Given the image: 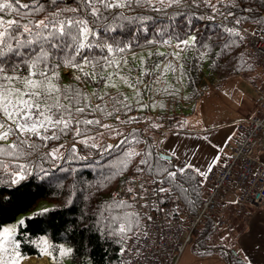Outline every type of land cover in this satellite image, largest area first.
I'll use <instances>...</instances> for the list:
<instances>
[{"label":"trees","instance_id":"1","mask_svg":"<svg viewBox=\"0 0 264 264\" xmlns=\"http://www.w3.org/2000/svg\"><path fill=\"white\" fill-rule=\"evenodd\" d=\"M23 2L28 3L29 0ZM66 3L68 7L63 3L59 7L37 3L33 5L38 8L35 12L20 9L21 15L18 16L16 12L6 10L0 15L4 19L32 24L53 18L54 12H60L62 19L84 17L82 3H74L73 0H66ZM97 6L100 15L108 20L92 17L88 9V18L97 19L96 38L107 43H112L115 38L125 45V51L111 54V63L102 61L94 67L85 65L83 72L66 62L50 60L55 68V77L52 78L51 72L49 77L59 91H53L47 103H42L41 107L47 110L48 105H54L59 98L60 104L72 111L69 127L63 130V125L50 127L49 132L42 135L51 136L54 132L57 138L45 141L27 133L21 136L15 131L16 125L0 114V123L5 125L0 128V135L9 127L12 129L7 138L0 139V233L6 225L23 217L24 223L19 224L14 237L19 243L17 251L22 256L21 260L47 256L50 264H65L63 260L66 257L67 264H120V249L138 227L132 222L131 232L127 235L120 233L121 225L127 228L130 222L126 214L135 211L132 207H117L119 201L111 197L112 191L128 182L131 172L141 165L142 159H148L158 175L166 168L175 170L174 162L157 159V145L152 137L144 135L145 127L142 125L147 115L154 117V123L161 124L184 110L178 102L180 94L175 87L176 65L169 60L168 47L177 46L180 40L195 37V42L183 46L179 57V76L183 77L188 89L187 98L193 99L192 95L205 79L224 81L241 72L247 73L252 68L246 64L245 39H240L243 36L230 34L228 29L234 28L218 24L205 11L221 15L229 24L239 18L240 23L264 25V0H227L215 6L209 5L207 0H180L178 5L172 6H169L168 0L163 3L152 0L151 5L138 6L133 0L131 7L127 4L122 8ZM71 8L78 10L73 12ZM25 13L27 17L22 19ZM113 16L121 18L112 20ZM104 25L109 29L107 32ZM159 49L165 52L160 53ZM143 50L153 51L141 66L133 67V71L123 72L116 64L127 55ZM76 59L79 61V57ZM165 69L173 74V79H165L168 72ZM113 70L120 75L115 74L120 82L134 85L132 95H127L124 90L102 92ZM158 78L160 87H156ZM13 87L25 90L23 80L14 81ZM153 92L159 96L158 100L152 96ZM76 108L85 110L78 113ZM65 116L67 119L66 113ZM132 117L136 119L125 123ZM87 120L99 123L87 124ZM77 121L80 123L77 124ZM107 124L124 127L125 130L115 138L121 141L127 138L126 144L119 143V147L109 152L104 151L107 148L106 139L101 142H96L97 136L94 137L95 142L88 139L106 128L103 125ZM77 128L80 135L76 134ZM18 138L25 143L13 149L11 146L18 143ZM93 144L96 146L92 147ZM56 149L59 151L53 158L50 153ZM128 153L133 155L129 156ZM17 165H24L25 171L19 172ZM109 176L111 178H107ZM13 180L16 182L13 183ZM169 184L181 193L192 210L202 202L205 191L194 170L187 168L175 180L170 178ZM177 184L180 187H176ZM181 188L188 191L183 192ZM216 230L215 222L208 220L194 240L198 254L221 251L218 245L209 244ZM44 237L49 243L48 254L44 253L47 243ZM66 247L71 249L69 256ZM235 264L247 263L235 260Z\"/></svg>","mask_w":264,"mask_h":264},{"label":"snow or ice","instance_id":"2","mask_svg":"<svg viewBox=\"0 0 264 264\" xmlns=\"http://www.w3.org/2000/svg\"><path fill=\"white\" fill-rule=\"evenodd\" d=\"M74 3H82L84 5V17H71L68 19H62L60 12H54L53 18L47 21L41 20L32 24L21 23L16 19H4L3 15H0V114L11 122V124L16 125L15 131L20 133L21 136L27 134L36 135L38 138L45 141L57 138L55 133L51 136L42 135V133H47L51 128H57L63 125V129L69 127L72 111L70 108H66L60 104L59 98L56 99L54 105H48L47 110L41 107L42 103H47L48 98L52 95L53 91H59L56 89L55 85L52 84L49 73H52V78L55 77V68L50 63V60H60L66 62L73 67L80 69L83 72V67L85 65L100 64L102 61H107L111 63L109 57L113 53H120L125 51V45L117 41L115 38L112 39V43H107L103 39H97V33L95 31L97 25V19L107 21V17L100 15V8L97 4L103 5L104 8H122L127 4L131 7L133 0H116V2H111V0H73ZM161 3L164 0H160ZM242 2H247V0H242ZM255 2V0H254ZM52 4L54 7H59L60 4L67 3L66 0H29L28 3H24L23 0H11V2H0V13H5L6 10L10 12H16L18 16L21 15L20 9H29L32 12L38 10L34 8V4ZM138 6H143L144 4H152V0H135ZM180 0H168L169 6L173 4L178 5ZM14 5L16 7H14ZM90 8V15L92 17H97V19L88 18V9ZM78 8H71V11L75 12ZM231 15V13H229ZM27 17L25 13L23 18ZM121 16H113L112 20H118ZM127 19V17H123ZM143 19V18H141ZM237 24L240 23L239 18L235 21ZM259 22V18H257ZM91 25V27H90ZM109 29L107 25H104V31L107 32ZM230 34L234 36H240V33L235 29H228ZM256 35H264V32L257 31ZM93 37L88 39V37ZM241 41L244 37H240ZM193 42H195V37H192ZM188 40H180L177 44L178 48L182 46H187ZM93 49H98V52H94ZM106 49V52H105ZM79 57V61H77ZM42 66V67H41ZM58 67V65H56ZM21 69L24 71L22 72ZM86 76L88 73H84ZM35 77V79H34ZM80 79V77H76ZM23 80L25 84V90H20L13 87V82ZM47 93V95H43ZM99 107V106H98ZM55 109V111H53ZM63 109V112L61 111ZM84 108H76L75 111L78 113H83ZM130 110V109H129ZM67 114V119L65 116ZM135 117L130 118L129 121L125 123H131L135 120ZM80 121H77L79 124ZM87 124L99 123V121L87 120ZM5 125L0 123V128H4ZM103 127H108L103 125ZM12 129L9 127L6 131L0 135V139H5L8 137ZM77 135H80V130L77 128ZM30 138V137H29ZM25 143L23 140H19L16 145H12L13 149L19 147L20 144ZM127 138L122 140L120 144H126ZM96 145L93 144L92 147ZM120 145H109L105 152L111 151L114 147H119ZM56 149L50 155L55 158ZM73 151H76L73 148ZM169 151H172L170 148ZM138 155V153H136ZM129 156L133 153H128ZM148 155V154H146ZM157 159H167V157H157ZM141 166L135 169L136 173H143L146 171L144 166H147V171L152 173L150 179L153 187H147V181L140 180L137 187L135 181L139 179L137 175H134L128 183L132 184L131 187L127 188L128 199L139 203L141 199L145 200L144 204L140 205L141 209L148 208L152 210L153 204L156 206L157 211H163L164 203L170 199V197H161L159 194L164 192H170L171 185L169 187H164L163 185L168 184L170 178L175 180L178 174H182L189 167L195 168L194 165L180 164L174 166L175 170L163 169L159 175L154 171L153 165L150 164L148 159L141 160ZM19 172L25 171L24 165L16 166ZM201 176L205 179L208 177V173L212 171L211 166L208 167L207 172L196 169ZM114 174V173H113ZM111 178V176L107 177ZM16 181L13 180V183ZM176 187H180L179 184ZM181 191L187 192L188 189L181 188ZM148 193H154L157 197L155 200L152 197L147 196ZM117 207H131L130 204H126L123 196L121 200L117 202ZM175 210L178 213L180 210V205L176 204ZM172 212L169 210V215ZM126 219H129V225L127 228L121 225L119 228L120 233L127 235L128 232L132 231V222H134L138 228L141 229L140 235L147 237L149 236L148 229L153 225V217L148 213H144L140 216L138 212L126 214ZM143 220L145 223L141 225L140 221ZM23 225L24 221L20 222ZM3 239H0V253H2V258H0V264H20L22 256L17 249L19 248V243L11 236L9 229L5 228L3 230ZM135 235V233H134ZM139 239V236L137 237ZM146 246V245H144ZM70 251V250H69ZM195 251V249H194Z\"/></svg>","mask_w":264,"mask_h":264},{"label":"built area","instance_id":"3","mask_svg":"<svg viewBox=\"0 0 264 264\" xmlns=\"http://www.w3.org/2000/svg\"><path fill=\"white\" fill-rule=\"evenodd\" d=\"M205 13L228 25L224 18L210 12ZM231 25L245 37L251 57L264 63V35L255 34L257 31L264 32V26L237 23ZM256 92L259 113L237 122L236 134L227 146L229 154L222 166L213 167L208 173L209 187L195 210L187 205L181 193L173 186L170 192L159 194L161 197H170L162 206L163 211H157L155 204L151 211L148 208L141 209L140 205L145 203L144 199L139 203L129 200L127 188L132 184L128 182L112 192L114 200L120 201L123 196L124 201L132 206L135 213L138 212L140 216L148 213L154 221L148 229L149 236L140 235L141 229L137 228L135 235L133 233L128 237L119 252L120 264H178L186 248L208 220H213L216 227L222 230V234H227V213L230 208L233 209L235 217H240L248 210L264 207V164L259 158V153L264 150V87L257 88ZM169 123L168 120L167 124ZM134 175L139 177L135 181L137 187L140 180L147 181V187H153L150 179L152 173L147 171V168L143 173H136L134 170L128 181ZM147 196L153 200L157 198L154 193H148ZM176 204L180 205L178 213L174 207ZM140 223L143 225L145 221L141 220Z\"/></svg>","mask_w":264,"mask_h":264},{"label":"crops","instance_id":"4","mask_svg":"<svg viewBox=\"0 0 264 264\" xmlns=\"http://www.w3.org/2000/svg\"><path fill=\"white\" fill-rule=\"evenodd\" d=\"M226 80L220 83L219 89L213 91V95H222L221 91L227 88ZM236 92L238 100L233 103L238 107L229 116L226 115V118L220 113L211 119H206L203 115L197 116L202 105L194 108L201 97L196 99L190 113H182L180 123L163 137L158 146L160 152L172 156L175 166L182 163L194 165L195 168H189L199 175L204 191L208 187L207 179L196 169L207 172L209 166L211 168L222 166L229 154L227 146L236 134V122L248 115L259 113L258 103L254 104L241 89H236ZM225 111L226 108L223 112ZM190 114L193 115L189 116ZM170 148L172 151H169ZM259 158L264 164V150L259 153ZM229 217L231 229L225 237L220 235L221 238H227L225 244L218 245L221 251L200 255L193 247L192 251H185L178 264H235V260L247 264H264V207L251 209L242 217H232L231 213Z\"/></svg>","mask_w":264,"mask_h":264},{"label":"rangeland","instance_id":"5","mask_svg":"<svg viewBox=\"0 0 264 264\" xmlns=\"http://www.w3.org/2000/svg\"><path fill=\"white\" fill-rule=\"evenodd\" d=\"M226 1L227 0H207L209 5L211 6L223 4ZM192 42H193L192 37H189L188 43H192ZM182 48L183 46L181 48H178L177 46H173V47L171 46V47H168L167 49V53L171 57L169 58V60L172 61V63L176 65L175 71L177 74L175 77L177 78V80H176L175 87L179 91L178 95L180 94L179 95L180 100L178 102L184 108V110L178 111L180 115H182V113L184 112L187 113V110L190 113L191 109H193L192 108L193 102H195L196 99L201 97L197 101L196 105L194 106V108L196 106L199 108V106L202 105L200 108V112L197 114V116L203 115L206 119H211V118H216L217 113H220L221 115H224L226 118V115L229 116V114L238 107V105L233 103V102H237L236 100H238L237 99L238 97L236 96L237 95L236 89H241L243 94L248 99L250 98L254 104L258 103V95L255 89L256 87H264V63H261L257 61L256 59L252 58L248 52L246 55V64L252 67L251 70L247 73L241 72L244 75L243 77H239L238 75H242L239 73L237 75H233L230 78H228L225 81L227 83L226 84L227 86L225 87L227 88L226 90L221 91L222 92L221 96H215L212 94L213 91L219 89L221 85L219 84L220 85L219 86L218 84H216V82L211 81L209 78H207L204 80V84L199 85L196 93L192 95L193 99L187 98L188 97L187 95L189 93L187 92L188 89L186 88V84H185L183 77L179 76V71H180L179 57L181 56L180 51ZM152 51L153 50H143V51L138 52L137 54L127 55L126 57H124L122 62L116 63V64H118L120 68H122L123 72L132 70L133 67L141 66L142 61L146 59L147 57H149L148 54ZM159 52L163 53L165 51L163 49H159ZM168 68H169V64H168ZM165 70L168 71V69H165ZM114 71L115 70H113L112 75L111 74L108 75V78H109L107 81L108 84L104 86V88L102 89V92H113L115 90L116 91L124 90V91H127L126 92L127 95H132L135 92L134 85H130L128 82H123V83L120 82V79H118L117 77L120 75ZM115 74L117 76H115ZM165 79H168V80L173 79V74L170 71H168L167 76H165ZM160 86H161V81L158 78L156 87H160ZM210 88H212V90H210ZM152 96H154L156 100H158L159 98V96L154 92L152 93ZM230 106L232 107L229 108ZM224 108H226L225 112H223ZM252 109L255 110V107H253ZM191 115L193 114H190L189 116ZM159 124L160 123L158 124L154 123V117L150 115H147L142 123V125L145 127L144 135L148 138L152 137V139H154L153 141L155 142L157 146L160 145L162 141V137L161 136L159 137V133L157 134L155 130L159 127ZM107 126L108 127L101 129V131L98 132V134L95 133L94 136L88 137V139L92 142H95L94 137L97 136L98 140H96V142H101L103 139H106L107 146L111 145L112 143H116V142L118 145L121 139H117L115 137H117L119 133H122L125 130L124 127H116V126H112V124H107ZM29 144H30V140L28 141V145ZM139 158L140 157H138V159ZM21 221H23V217H19L17 221L14 222L13 224L6 225L0 233V239H3V236H4L3 230L5 228L10 230L12 237H15V234L17 232L19 224H21L20 223ZM43 240H46L47 242L44 247V253L48 254L49 243H48L47 237H44ZM226 241H227V238H221L218 231L214 232L209 239V242L211 245H223L226 243ZM193 247L194 245H190L187 248V251H192ZM66 252L68 256L71 255L70 248H67ZM47 259L48 257L47 258L46 257H41V258L30 257V258L20 260V264H50L49 259L48 260ZM63 261L65 264H67L68 257H66Z\"/></svg>","mask_w":264,"mask_h":264},{"label":"water","instance_id":"6","mask_svg":"<svg viewBox=\"0 0 264 264\" xmlns=\"http://www.w3.org/2000/svg\"><path fill=\"white\" fill-rule=\"evenodd\" d=\"M159 156H160V157H167V159H164V160H168V161H171V160H172V156H171V155H168V154H166V153H162V152H160V153H159Z\"/></svg>","mask_w":264,"mask_h":264},{"label":"bare ground","instance_id":"7","mask_svg":"<svg viewBox=\"0 0 264 264\" xmlns=\"http://www.w3.org/2000/svg\"><path fill=\"white\" fill-rule=\"evenodd\" d=\"M28 258H30V257H28ZM36 258H38V257H36Z\"/></svg>","mask_w":264,"mask_h":264}]
</instances>
